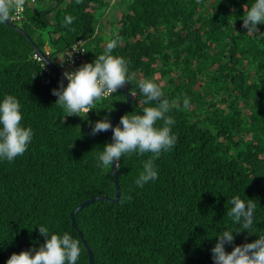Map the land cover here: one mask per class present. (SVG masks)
I'll use <instances>...</instances> for the list:
<instances>
[{
  "label": "trees",
  "instance_id": "trees-1",
  "mask_svg": "<svg viewBox=\"0 0 264 264\" xmlns=\"http://www.w3.org/2000/svg\"><path fill=\"white\" fill-rule=\"evenodd\" d=\"M254 2L114 0L121 14L111 12L105 22L110 0H25L11 21L31 39L0 24V102L15 96L22 126L33 131L22 156L0 159V264L45 243L39 226L78 239L77 264H88L71 212L94 195L116 193L111 166H98L109 130L91 132L109 110L112 122L127 93L119 89L88 114L67 116L52 94L62 79L32 41L59 67L79 39L86 48L81 66L118 38L112 54L128 62L134 78L126 86L137 94L120 118L154 106L139 104L138 83L146 78L160 85L175 121V145L155 160L157 179L143 188L135 183L151 153L122 156L119 200L96 199L75 214L93 264H215L211 250L223 231L235 236L227 252L264 235V24L255 33L242 26ZM67 15L74 19L65 26ZM235 196L255 204L248 230L227 216Z\"/></svg>",
  "mask_w": 264,
  "mask_h": 264
},
{
  "label": "clouds",
  "instance_id": "clouds-1",
  "mask_svg": "<svg viewBox=\"0 0 264 264\" xmlns=\"http://www.w3.org/2000/svg\"><path fill=\"white\" fill-rule=\"evenodd\" d=\"M76 2L79 4L82 0ZM24 4L25 0H0V24L11 21L13 14H18ZM244 11L243 28L247 29V33L259 32L257 25L264 24V0H255ZM73 19L71 15L65 16V26L70 25ZM118 43V38L108 41L104 52L94 62L85 63L74 72L63 73L68 80L67 86L65 87L62 79L59 88L53 89L52 94L58 97L55 104L67 116L82 117V113L88 114L90 110L96 109L97 101L116 93L134 78V74L129 76L128 62L123 57L112 54ZM61 62L63 63L62 60ZM138 87L144 97L139 104L149 105L154 102V106L143 107V114H125L120 118L119 124L113 129L114 143H107L99 153L98 166L112 168L115 160V168L119 170L122 156L151 153L150 158L143 162V170L135 181L138 187L143 188L149 181L157 179L155 160L162 152L170 150L177 138L171 134L170 126L175 121L166 115L170 111V103L164 98L160 85L154 79L142 78ZM130 94L133 98L137 97L134 90ZM183 106L184 109H189L190 98H184ZM20 109L18 99L13 95H6L0 102V159L9 162L26 152L33 137L31 127L22 126ZM111 111L109 110V115L95 122L91 135L112 129L109 118ZM158 121H163V125L156 126ZM229 203L232 207L227 211V216L240 224L243 230L250 229L255 211L252 200L245 202L240 196H235ZM241 231L235 232L239 234ZM39 232L46 238V242L38 248L33 247L19 254L13 253L7 264H77L81 252L78 239H74L67 232L62 236L50 234L49 229L44 226H39ZM233 232L225 230L218 235L219 240L211 250L215 264H264V235H260L254 242L237 245L231 252H227L225 245L235 241Z\"/></svg>",
  "mask_w": 264,
  "mask_h": 264
},
{
  "label": "water",
  "instance_id": "water-1",
  "mask_svg": "<svg viewBox=\"0 0 264 264\" xmlns=\"http://www.w3.org/2000/svg\"><path fill=\"white\" fill-rule=\"evenodd\" d=\"M8 25H11L13 27H15L18 31H20L21 33H23L27 38L31 39L30 35L28 33H26L21 27L16 26V24L13 21H9L7 22ZM35 51L37 52V54L43 59L44 62H46L54 71V73L60 77L61 79H63L64 83L68 84V80L63 76L62 71L59 69V67L55 64V62L49 58L47 56V54H45V52L42 51V49L36 44V42L32 41ZM122 90H124L127 93V104L124 107H121L116 114L114 115L113 119H112V129H109V133H110V141L111 143H114L113 141V129L117 126L118 121L120 119V116L122 115V113L128 109L131 105H132V96L128 90V87L125 85L122 88H120ZM112 171L115 177V184H116V193L114 197H109L107 195H94L93 197H91L90 199L85 200L84 202L80 203L79 205H77L71 212V217H72V225L73 227L78 231L80 238L82 239L83 243L85 244L88 254H89V262L88 264H93L94 263V255H93V251L91 249V247L89 246V244L87 243L86 239L84 238V234L83 232L79 229V227L77 226V222H76V218H75V214L77 213V211H79L81 208L89 205L91 202H93L96 199H110L112 201H118L120 198V184H119V176H118V170L115 168V160L113 162L112 165Z\"/></svg>",
  "mask_w": 264,
  "mask_h": 264
},
{
  "label": "built area",
  "instance_id": "built-area-1",
  "mask_svg": "<svg viewBox=\"0 0 264 264\" xmlns=\"http://www.w3.org/2000/svg\"><path fill=\"white\" fill-rule=\"evenodd\" d=\"M23 8L17 14L18 18L21 16V12ZM86 48H85V41L83 39H79L68 51L62 55L58 61H63L60 64V69L64 73L65 71H76L79 67L81 62H83L85 58ZM38 56V55H37ZM39 57V56H38ZM40 58V57H39Z\"/></svg>",
  "mask_w": 264,
  "mask_h": 264
},
{
  "label": "rangeland",
  "instance_id": "rangeland-1",
  "mask_svg": "<svg viewBox=\"0 0 264 264\" xmlns=\"http://www.w3.org/2000/svg\"><path fill=\"white\" fill-rule=\"evenodd\" d=\"M111 1V5H113V6H111V8H108L107 10H106V12H105V14L103 15V18H102V20H104L105 22H106V20H109V18H110V13L112 12V14H114V16L116 15H118V16H120V14H121V11H119L118 10V7H117V5L115 6V3H114V0H110Z\"/></svg>",
  "mask_w": 264,
  "mask_h": 264
}]
</instances>
